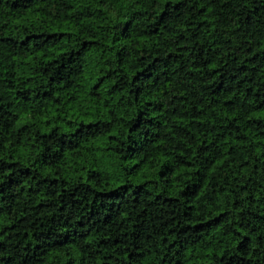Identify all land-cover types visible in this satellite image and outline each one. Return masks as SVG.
<instances>
[{"label": "trees", "instance_id": "trees-1", "mask_svg": "<svg viewBox=\"0 0 264 264\" xmlns=\"http://www.w3.org/2000/svg\"><path fill=\"white\" fill-rule=\"evenodd\" d=\"M0 264H264V0H0Z\"/></svg>", "mask_w": 264, "mask_h": 264}]
</instances>
